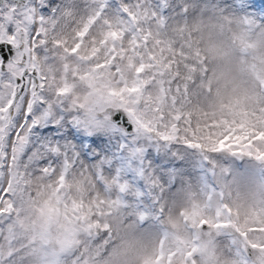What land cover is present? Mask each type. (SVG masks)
<instances>
[{
  "label": "rangeland",
  "instance_id": "1",
  "mask_svg": "<svg viewBox=\"0 0 264 264\" xmlns=\"http://www.w3.org/2000/svg\"><path fill=\"white\" fill-rule=\"evenodd\" d=\"M31 7L0 10V35L15 37L19 11L24 34L46 44ZM45 16L63 43L78 29L110 64L65 72L68 55L55 52L44 65L69 88L63 113L53 90L43 111L20 100L10 116L18 66L0 71V134L22 136L9 166L10 144L0 148V264H264V0H63ZM109 89L151 107L158 127L140 129L137 115L135 131L113 123L124 99ZM29 111L62 120L46 133L52 147L39 134L23 157ZM17 175L30 176L28 195ZM75 220L91 232L82 243L66 231Z\"/></svg>",
  "mask_w": 264,
  "mask_h": 264
},
{
  "label": "trees",
  "instance_id": "2",
  "mask_svg": "<svg viewBox=\"0 0 264 264\" xmlns=\"http://www.w3.org/2000/svg\"><path fill=\"white\" fill-rule=\"evenodd\" d=\"M72 58H69V60H71ZM92 66H94V65H92ZM100 71H101V69H100ZM92 105V104H91ZM143 105V104H142ZM92 107H94L93 105H92ZM125 108L128 110V111H130L131 110V107L129 106V105H127V104H125ZM151 110V107H146V106H144V107H140V105H139V107L134 111L135 112V114L138 116V118L140 119V120H142L143 122H151L152 124H154V121L155 122H158L159 120L158 119H156L155 117H153L150 113H149V111ZM145 116V118H143ZM156 124V123H155ZM20 172V169H17V173H19ZM13 178H15V176H12ZM11 177V178H12ZM18 180H22L21 181V183H20V185L23 183V182H26V179L25 178H23V177H20ZM12 185H13V181L11 180V186H10V195H11V202L12 203H14L15 202V200H14V198L12 197V193H14L15 192V190H14V187H12ZM26 193H27V190H26ZM27 195H28V193H27ZM79 218H80V220H81V222H83V219H82V217H80L79 216ZM76 222H78V223H80V221H77V220H75V221H73L71 224H70V229H68V230H66L67 232L68 231H70V230H73L74 231V237H75V239L76 240H79L81 243H82V239H83V237L85 236V235H91V232L89 233V231L88 230H86L85 228L84 229H80V228H77V225H75L74 223H76ZM81 224V223H80ZM81 231H82V234H81ZM77 260H79V259H76V260H74V261H76V264H78L77 263Z\"/></svg>",
  "mask_w": 264,
  "mask_h": 264
},
{
  "label": "water",
  "instance_id": "3",
  "mask_svg": "<svg viewBox=\"0 0 264 264\" xmlns=\"http://www.w3.org/2000/svg\"><path fill=\"white\" fill-rule=\"evenodd\" d=\"M16 1L19 2L20 0H16ZM3 44H9V42H7V43L1 42L0 43V48H1V46ZM10 51H12V48H10ZM2 55H4V57L8 56V55H6L4 53H2ZM25 64H26V59L23 62V65H25ZM112 118H113L114 121H116L118 123H121L128 130L136 129V125L134 124V122L128 116H126V114L120 109H117V110L113 111Z\"/></svg>",
  "mask_w": 264,
  "mask_h": 264
}]
</instances>
